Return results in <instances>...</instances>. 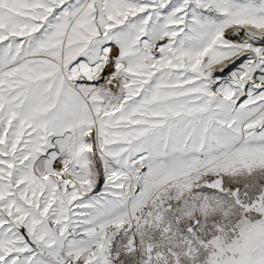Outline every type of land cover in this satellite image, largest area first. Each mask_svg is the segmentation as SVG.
Masks as SVG:
<instances>
[{
  "label": "snow or ice",
  "instance_id": "obj_1",
  "mask_svg": "<svg viewBox=\"0 0 264 264\" xmlns=\"http://www.w3.org/2000/svg\"><path fill=\"white\" fill-rule=\"evenodd\" d=\"M0 264H264V0H0Z\"/></svg>",
  "mask_w": 264,
  "mask_h": 264
}]
</instances>
